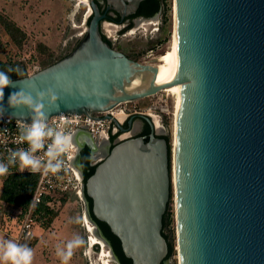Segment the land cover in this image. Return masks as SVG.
I'll use <instances>...</instances> for the list:
<instances>
[{
	"label": "water",
	"instance_id": "water-1",
	"mask_svg": "<svg viewBox=\"0 0 264 264\" xmlns=\"http://www.w3.org/2000/svg\"><path fill=\"white\" fill-rule=\"evenodd\" d=\"M102 12L88 0L86 33L52 65L12 79L2 115L30 122L8 106L12 92L52 89L50 117L110 110L182 85L176 117L175 185L180 264H264V0H174L177 69L166 83L158 67L116 50L103 38L102 21L121 19L143 0H106ZM148 74L145 85L134 81ZM148 140L133 135L112 146L86 180V210L116 235L132 264H163L169 243L163 217L172 191L169 144L149 116ZM133 119L128 126H133ZM80 146L95 140L82 133ZM81 167V165H80ZM110 249L114 253L112 247Z\"/></svg>",
	"mask_w": 264,
	"mask_h": 264
},
{
	"label": "rangeland",
	"instance_id": "rangeland-1",
	"mask_svg": "<svg viewBox=\"0 0 264 264\" xmlns=\"http://www.w3.org/2000/svg\"><path fill=\"white\" fill-rule=\"evenodd\" d=\"M163 3L162 13L155 17H143L138 24L128 30H123V24L115 23L103 26V31L108 35L115 48L129 54L137 61L147 63L160 58L153 63L157 64L159 71L164 76L172 69L174 61L175 11L174 0H164ZM90 13L91 8L87 0H0V15L13 20L27 34L23 45L19 47L11 41L0 24V59H6L8 56L22 59L28 62L30 73L40 70L39 62L45 57L46 52L40 51L38 43L44 42L55 53L56 58L70 54L86 33ZM163 23L164 29H162ZM134 104L142 109L155 107L158 111L157 114L160 109H170L169 115L162 113L161 120L158 117L157 119L160 120L158 124L160 132H162L160 134L170 137L171 172L174 175V112L178 104L177 93L168 89L162 90L154 96L132 102L131 105ZM172 181V201L168 210L169 218L165 233L173 246V252L168 258L167 264H180L174 177ZM2 188L3 179L0 176V195ZM19 212V207L6 204L0 199L2 240L6 229L16 230L19 223ZM86 213V207L83 208L81 202L73 198L49 227L43 228L36 225L33 237L24 243L34 251L32 264H43L44 259H50L44 264H62L56 254L57 249L64 248L68 241L77 236L82 238L85 243L74 250L68 264H101L98 254L103 247L90 246L89 237L91 235L84 224ZM105 248L108 251V248ZM111 264L117 263L111 262Z\"/></svg>",
	"mask_w": 264,
	"mask_h": 264
},
{
	"label": "built area",
	"instance_id": "built-area-1",
	"mask_svg": "<svg viewBox=\"0 0 264 264\" xmlns=\"http://www.w3.org/2000/svg\"><path fill=\"white\" fill-rule=\"evenodd\" d=\"M131 104L132 102L121 103L110 110L94 113L93 116L61 113L50 117L49 124L53 127L63 118L66 125L65 131L72 134L74 147L69 153L72 159L69 160L64 157L65 167L55 175L51 173L45 175L42 170L36 173H32L29 169L21 171L19 166L16 165L17 171L35 174L38 176V181L31 203L19 220L16 230L6 229L3 241L12 239L19 244H24L25 241L32 238L35 226L39 225L37 220L39 213H43L45 209L61 212L73 198L78 199L83 208L86 207V179L83 169L78 164L81 150L86 147L80 146L82 133L90 135L96 144L111 142L114 146L133 136V134H130L131 130L128 126L130 118L137 115L149 116L155 124V117L161 120L162 113L168 115L171 113L169 108L160 109L157 114L158 111L155 107L142 109L135 104ZM31 122L16 119L11 115H0V155L6 160H8L10 149L27 148L26 143H17V138L20 128ZM37 155L42 157L43 153L38 152ZM105 155L102 153L95 155L90 164L97 166Z\"/></svg>",
	"mask_w": 264,
	"mask_h": 264
},
{
	"label": "clouds",
	"instance_id": "clouds-1",
	"mask_svg": "<svg viewBox=\"0 0 264 264\" xmlns=\"http://www.w3.org/2000/svg\"><path fill=\"white\" fill-rule=\"evenodd\" d=\"M16 72L22 74L21 69L9 68L7 72L0 71V115L6 109L3 106L4 89L13 86L15 82L8 74ZM58 97L52 89L38 91L35 96L24 89L12 92L8 98V106L13 109H26L31 116V123L22 126L19 130L17 143H26L27 148L9 150L7 163L0 162V176L9 172V166H19L21 171L29 169L32 173L40 172L45 175L59 173L65 167V159L71 160L69 153L73 150L72 134L65 131L63 118L54 127L49 124V104H55ZM42 152L43 156L37 153ZM79 222V221H77ZM85 241L79 236L67 242L64 248L57 249V256L62 264H68L74 250L79 248ZM34 251L27 244H19L12 239L0 241V264H32Z\"/></svg>",
	"mask_w": 264,
	"mask_h": 264
},
{
	"label": "trees",
	"instance_id": "trees-1",
	"mask_svg": "<svg viewBox=\"0 0 264 264\" xmlns=\"http://www.w3.org/2000/svg\"><path fill=\"white\" fill-rule=\"evenodd\" d=\"M152 1H155V0H152ZM161 2L163 3L164 0H161ZM0 24H1V27L5 30V32L9 35L11 41H13V43L17 44L19 47H21L23 45L24 39L27 37V34L24 31V29H22L13 20L7 17H4L2 15H0ZM131 26L132 25H129L128 27H131ZM162 29H164V23L162 25ZM103 38L111 44V40H109L104 34H103ZM38 48L40 49V51L46 52L45 57L42 58L39 62L40 69L48 67L52 65L53 63L67 56L65 55L62 58H56L55 53L42 41L38 43ZM16 67H19L21 69L22 74L18 75L14 71L8 73L12 79L21 78V77H24L30 74L28 62H26L25 60L17 59V58L10 57V56L6 57V59H0V71L7 72L9 68L15 69ZM150 132L151 130L150 128H148V130H146L145 132L146 140H148ZM162 136L167 139L168 144H169V160H170V169H171L170 137L167 135H162ZM0 162L7 163V160L0 155ZM82 165L84 169L85 179L87 180L94 173L96 169V166H92L90 164V157H89L88 151L82 157ZM1 177L3 179V188H2L1 195H0V199L2 202L6 204H11V205H15L19 207L20 212L18 214V217L20 220L23 214L25 213L26 209L29 207L31 203V199L33 197V194H34V191L37 185L38 176L32 173L17 171L16 166H9V172L6 175H3ZM87 200L89 202V207H90L92 218L99 224L104 235L112 242L114 250L116 254L122 260L123 264H132V260L125 256L119 238L112 233L110 227L105 222L99 221L93 215L92 199L90 197H87ZM171 201H172V191H171L170 202ZM170 202L168 204L167 211L163 217V235L165 236V238L167 239L169 243V252H168L167 258H169L173 252V246L170 243V239L168 235L165 233V229L168 225V218H169L168 210H169ZM59 213L60 212H53V211H49L45 209L43 213H39V216L37 219L39 225L43 228L49 227L53 223V220L58 216ZM30 239L25 241V243L30 241Z\"/></svg>",
	"mask_w": 264,
	"mask_h": 264
},
{
	"label": "flooded vegetation",
	"instance_id": "flooded-vegetation-1",
	"mask_svg": "<svg viewBox=\"0 0 264 264\" xmlns=\"http://www.w3.org/2000/svg\"><path fill=\"white\" fill-rule=\"evenodd\" d=\"M96 1L99 3V6L101 7L102 12H105L106 11V7H107V1L106 0H96ZM162 8H163V3L161 2V0H155V1L143 0L140 3V6H139V8L137 9V11L135 13H131L128 16H126L125 18H123V19H121L120 15L117 12H115L113 10H109V11L106 12V17L102 21V33L109 39L108 35L103 31L104 21L108 20L109 22H113V23H117V24H123V30H128L133 25L138 24L143 19V17L144 18H149V17H155V16L159 15L160 13H162ZM107 24L109 26L112 25V24H109V23H107ZM129 25H132V26L128 27ZM111 45H112L113 48H115L113 43H112V41H111ZM115 49L121 51L120 49H117V48H115ZM123 53H125V52H123ZM126 55L129 58L134 59L129 54H126ZM133 125L134 126H132L130 128L131 131L133 129V132L130 133V134H133V135H140V136L146 137V133H145L146 130H148V128H150V130H151V127H150L149 123L142 117V115H137V116L134 117ZM156 130H157L158 133H162V132H160V125H158L156 127ZM162 135H164V134H162ZM112 145L113 144L111 142H103L101 144H96L97 150L94 151V152L92 150H90L89 148L84 147L81 150V153H80V156H79V160H78V164L81 165V169H83L82 157H83V155H85V153L87 151L89 153L90 163H91V161L94 159L95 155H97L99 153H102L103 155L107 154L109 152V150L112 148ZM83 171H84V169H83ZM93 228H94L93 233L98 237L99 240H97V242H94L92 244L91 241H90V237H91L90 236L89 237V244H90V246L99 245L100 248L103 247L102 250L100 249L101 252L99 254H98V252H96L99 255L100 263L101 264H105L104 260H103V257H106L108 262H109V264H111V262L112 263L115 262L117 264H123V262L120 259V257L116 254L112 242L107 238L109 240V242H110V245H109V243L105 240V238L100 234L98 228L97 227L95 228L94 224H93ZM87 230L90 232L89 226H88ZM91 234L92 233L90 232V235ZM110 246L112 247L114 253L110 249ZM105 247L108 248V251L106 250ZM103 252L105 254L104 256L102 255ZM47 261L49 262L50 259H48ZM163 264H167V261H165V263H163Z\"/></svg>",
	"mask_w": 264,
	"mask_h": 264
},
{
	"label": "bare ground",
	"instance_id": "bare-ground-1",
	"mask_svg": "<svg viewBox=\"0 0 264 264\" xmlns=\"http://www.w3.org/2000/svg\"><path fill=\"white\" fill-rule=\"evenodd\" d=\"M87 2H88V0H87ZM174 8H175V6H174ZM174 11H175V9H174ZM174 20H175V15H174ZM107 23L112 24V25L115 24V23L106 21L104 23V26L107 25ZM174 33H175V35H174V51H173L174 61H173V66H172V69L168 73L165 72L167 74H165L164 76H163L162 72L159 71V68H158V74H157V82L158 83H166V82L170 81L172 79V77L174 76V74L176 72V69H177V60H176V58H177V51H176V24H175V28H174ZM158 59H160V58H158ZM147 78H148V74H146L144 76H141L140 78H138V79H136L134 81L133 85H136V84L145 85L147 83ZM167 89L170 90V91H173V92L177 93V103H179V100H180V97H181V94H182V85L181 84H175V85H173V86H171V87H169ZM177 107H178V104L176 105V109H175V112H174V119H175L174 175H173V172H172V180H173V177H174V191L175 192H176L175 185H176V178H177V161H176V152H177V145H176V117H177ZM159 123H160V121L157 119V117H155V126L157 127ZM132 132H133V129H132L131 133ZM175 201H176V198H175ZM84 221H85L84 224H85L86 228H88V226H89V230L92 233L91 234V237H90V241L93 244L94 242H97V240H99L98 237L93 233V230H94L93 224L95 225V228L97 226H96L95 222L89 217L88 212L86 213V216H84ZM102 255L103 256L105 255L104 252H103ZM103 260H104V263L105 264H109V262H108V260H107L106 257H103Z\"/></svg>",
	"mask_w": 264,
	"mask_h": 264
},
{
	"label": "crops",
	"instance_id": "crops-1",
	"mask_svg": "<svg viewBox=\"0 0 264 264\" xmlns=\"http://www.w3.org/2000/svg\"><path fill=\"white\" fill-rule=\"evenodd\" d=\"M0 231L2 232L1 228H0ZM0 241H3V240H2V237H1V233H0ZM44 262L46 263V262H47V260H46V259H44V261H43V264H44Z\"/></svg>",
	"mask_w": 264,
	"mask_h": 264
}]
</instances>
